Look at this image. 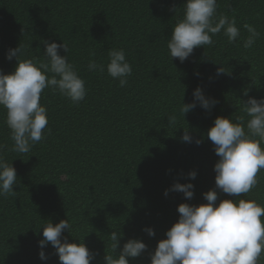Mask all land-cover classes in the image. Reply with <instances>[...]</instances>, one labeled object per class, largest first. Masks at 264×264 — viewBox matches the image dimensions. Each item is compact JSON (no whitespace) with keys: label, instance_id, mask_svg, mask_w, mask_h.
Wrapping results in <instances>:
<instances>
[{"label":"trees","instance_id":"trees-1","mask_svg":"<svg viewBox=\"0 0 264 264\" xmlns=\"http://www.w3.org/2000/svg\"><path fill=\"white\" fill-rule=\"evenodd\" d=\"M184 3L0 0V71H14L16 59L6 54L19 44L21 59L44 62L41 41L63 42L87 89L84 100L75 104L58 91L43 90L40 103L47 109L48 125L44 139L25 154L11 151L0 107V143L7 146L3 155L17 174L15 194L0 196V264H61L50 243L41 249L38 242L47 221L55 225L62 219L71 224L62 238L83 242L96 253L90 264H105L112 231L122 233L117 252L128 239L146 244L139 257L128 258L129 264H150V253L178 219V205L206 203L202 194L215 189L213 166L219 159L208 129L217 116L246 121L242 101L264 97V0H217V16L235 18L241 37L230 43L223 32L216 34L213 45L196 47L181 63L170 57L167 40ZM245 23L260 33L249 49L242 46L248 35ZM121 48L132 67L124 87L106 68L88 71L90 59L106 66L108 52ZM59 53L64 55L62 49ZM221 66L226 73L217 75ZM198 86L217 103L207 111L197 103L183 117L181 103L193 102ZM172 115L175 124L168 121ZM185 131L193 142L182 141ZM191 171L195 179L188 177ZM257 180L239 198L264 206V169ZM177 182L194 186L191 200L170 190ZM215 190L217 204L235 199ZM41 250L46 260L39 258ZM258 264H264V253Z\"/></svg>","mask_w":264,"mask_h":264},{"label":"clouds","instance_id":"clouds-1","mask_svg":"<svg viewBox=\"0 0 264 264\" xmlns=\"http://www.w3.org/2000/svg\"><path fill=\"white\" fill-rule=\"evenodd\" d=\"M183 5V15L177 18L167 40L171 58H178L183 63L196 47L213 45L212 37L221 32L230 43L241 37L235 18L230 19L223 14L217 16V0H185ZM243 28L248 35L243 38L242 46L252 48L260 33L247 23ZM41 43L44 45V62L33 58L21 59L24 48L19 44L6 54V59H16L14 71L9 74L0 71V107L5 109V123L13 142L11 151L20 154L29 153L34 144L44 139V129L48 125L47 109L40 103L44 89L58 91L74 104L84 100L87 94L84 79L68 61L67 45L54 41ZM61 49L64 55L59 53ZM105 68L111 78L119 80L121 87L132 75V67L122 48L108 52L106 66L95 59L89 60L88 71L103 73ZM224 73L222 66L217 68V75ZM244 95H248L247 90ZM193 98V102L181 103L179 111L183 117L197 103L206 111L217 103L214 98L206 97L199 86L193 90ZM242 111L248 117L246 121L243 117L233 120L217 116L207 131L219 158L213 166L215 189L235 199H223L217 204V191L210 189L202 194L206 203H180L178 219L166 231V238L159 240L150 253V264H258L261 260L264 253V206L253 199L239 197L257 185V173L264 169V97L249 96L242 101ZM168 121L175 124L176 116H169ZM181 139L193 142L187 131ZM200 142L198 139L195 141L197 144ZM6 147L0 143V196L3 197L15 194L13 186L17 182L15 168L3 155ZM188 177L195 179L196 172H189ZM193 188L191 183L177 182L170 190L181 192L191 200ZM164 194L167 195L168 190ZM70 229L67 219L55 225L47 221L42 226L43 239L38 242L40 248L50 243L61 264H90L96 253L83 242L69 243L62 238L63 230L69 232ZM144 231L149 236L155 235L151 228ZM121 236L120 231L110 233V251L104 255L105 264H129L128 258L139 257L146 251L145 243L128 239L117 252ZM38 255L41 260L47 259L43 250Z\"/></svg>","mask_w":264,"mask_h":264}]
</instances>
